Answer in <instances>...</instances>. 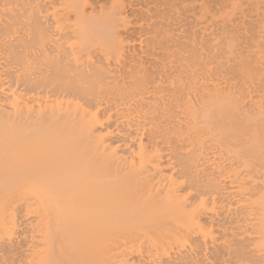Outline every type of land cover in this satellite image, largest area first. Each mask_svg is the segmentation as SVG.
<instances>
[{
    "label": "bare ground",
    "instance_id": "6f19581e",
    "mask_svg": "<svg viewBox=\"0 0 264 264\" xmlns=\"http://www.w3.org/2000/svg\"><path fill=\"white\" fill-rule=\"evenodd\" d=\"M0 264H264V0H0Z\"/></svg>",
    "mask_w": 264,
    "mask_h": 264
}]
</instances>
